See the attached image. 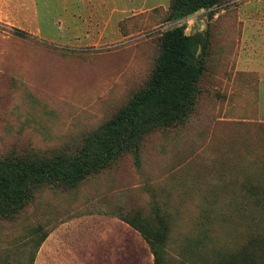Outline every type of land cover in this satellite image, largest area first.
Listing matches in <instances>:
<instances>
[{
	"label": "rangeland",
	"instance_id": "obj_1",
	"mask_svg": "<svg viewBox=\"0 0 264 264\" xmlns=\"http://www.w3.org/2000/svg\"><path fill=\"white\" fill-rule=\"evenodd\" d=\"M171 1L0 0V159L81 147L149 80L166 29L186 23L206 41L187 120L147 135L138 160L127 151L74 186L37 187L0 218V264H27L42 233L33 264H155L125 219L156 206L170 215L167 264L264 234V214L241 202L247 182L264 183V0L169 20Z\"/></svg>",
	"mask_w": 264,
	"mask_h": 264
},
{
	"label": "trees",
	"instance_id": "obj_2",
	"mask_svg": "<svg viewBox=\"0 0 264 264\" xmlns=\"http://www.w3.org/2000/svg\"><path fill=\"white\" fill-rule=\"evenodd\" d=\"M220 3L221 0H172L168 19L187 18ZM13 30L24 33L18 28ZM160 40V53L149 80L102 128L88 134L81 147L51 153L13 150L0 159V218L14 217L27 205L35 189L45 183L74 186L127 151L133 152L138 160L141 143L147 135L187 120L195 108L198 84L205 71L203 58L197 57V51L200 46L205 51L206 41L200 32L186 33V23L166 29ZM244 188L242 204L264 214V183L249 181ZM169 216L156 206L150 217L139 213L125 219L145 237L155 264L168 261ZM254 233L261 234L258 241L264 238L261 229L252 227L251 236ZM46 236L47 233H42L36 240L27 264H33L35 252ZM257 240L232 250L219 247L214 257L201 256L186 264H257L258 258H264V245Z\"/></svg>",
	"mask_w": 264,
	"mask_h": 264
},
{
	"label": "water",
	"instance_id": "obj_3",
	"mask_svg": "<svg viewBox=\"0 0 264 264\" xmlns=\"http://www.w3.org/2000/svg\"><path fill=\"white\" fill-rule=\"evenodd\" d=\"M200 47H201V46H200ZM200 47H199V49H200ZM199 49H198V50H199Z\"/></svg>",
	"mask_w": 264,
	"mask_h": 264
}]
</instances>
